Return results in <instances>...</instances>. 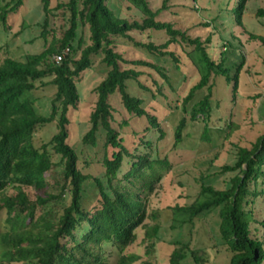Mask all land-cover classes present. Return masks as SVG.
<instances>
[{
  "label": "trees",
  "instance_id": "obj_1",
  "mask_svg": "<svg viewBox=\"0 0 264 264\" xmlns=\"http://www.w3.org/2000/svg\"><path fill=\"white\" fill-rule=\"evenodd\" d=\"M38 1L43 12L44 39L51 14L61 12L66 25L61 36L52 37L41 52L27 55L25 61L5 58L0 63V216H4L0 227V264H111L105 245L117 251L116 264H130L132 259L122 253L136 239V229L145 227L147 199L162 178L159 171L168 168V160L150 159L139 147L135 151L126 147L121 128L112 125L110 98L118 95L126 112L146 118L149 127L145 132L156 129L161 138L164 133L159 121L143 108L141 98L128 92L127 83L134 81L144 88L138 81L141 72L137 68L152 70L166 82L169 79L154 62L125 59L115 50V39L124 38L156 58L170 57L177 69L179 60L168 48L181 47L198 75L197 82L182 99V108L196 92L206 89V94L191 107L192 120L198 115L205 119L211 113L212 80L223 79L235 92L239 67L230 76L224 59L216 62L208 53L210 34L204 40L190 38L173 24L156 20L158 10L153 11L147 0H125L141 13V19L133 21L119 17L108 0H67L54 8L49 0ZM246 2L235 0V6L229 10L238 24ZM22 4L23 0H11L0 6V25L6 27L8 15ZM79 27L87 28L89 43L85 44L81 34L77 36ZM150 30L163 33L165 41L138 42L130 35ZM251 37L264 45L262 37ZM65 48L69 52L59 63L51 60ZM97 57L108 70L93 89L95 103L81 144L96 147L102 136L100 177L83 171L76 150L67 143V112L77 107L80 98L77 82ZM46 78H50L55 92L45 116L35 110L31 92L37 82L44 85ZM52 122L55 133L48 141L37 143L36 131ZM124 125L127 122L120 127ZM184 126L182 118L174 131L175 145L181 142ZM139 143L148 150L151 147L145 137ZM221 171H236L230 186L218 190L201 184L191 203L170 208L172 227L193 225L218 210V231L230 253L229 264H264V133L251 147H238L235 162L222 166ZM26 188L32 190V195L27 194ZM156 232V226L146 229L144 239L148 247H153ZM189 256L196 264L203 261L199 251L182 245L173 250L169 264H180Z\"/></svg>",
  "mask_w": 264,
  "mask_h": 264
},
{
  "label": "rangeland",
  "instance_id": "obj_2",
  "mask_svg": "<svg viewBox=\"0 0 264 264\" xmlns=\"http://www.w3.org/2000/svg\"><path fill=\"white\" fill-rule=\"evenodd\" d=\"M10 1L0 0V6ZM49 1L50 7L54 8L67 0ZM147 1L153 11L158 10L156 20L173 24L174 28L185 31L190 38L204 40L210 34L208 53L216 62L224 59L230 76L239 69L235 92L223 79L212 80V111L205 119L198 115L192 120L191 107L206 94V89L196 92L190 103L182 108V99L197 82L198 75L181 47L171 45L168 48L179 60L177 69L170 57L156 58L124 38L115 39V50L125 59L154 62L162 67L169 79L166 82L152 70L137 68L141 72L138 81L144 88L138 87L134 81L127 83L128 92L141 98L143 108L159 121L164 133L161 138L156 129L145 132L149 127L146 118H136L126 112L118 95L110 98L112 125L121 128L126 147L130 151L139 147V151L148 153L150 159L168 160V168L159 171L162 178L147 199L145 227L136 229V239L122 254L132 259L130 264H169L173 250L186 245L188 250L199 251L203 256L200 264H229L230 253L222 244L218 231V210L195 221L193 225L173 228L170 208L191 203L201 184L218 190L227 189L236 171L224 172L221 167L232 165L236 160L237 148L251 147L257 137L264 133V45L258 38L251 37L264 39V14H260V11L264 13V0H247L241 24L229 12L235 6V0ZM108 4L123 19H141L139 10L125 0H108ZM42 21L39 1L23 0L17 11L8 15L6 27L0 25V63L5 58L25 61L27 55L41 52L49 46L52 37L61 36L62 28L66 25L61 12L51 14L44 39L41 36ZM80 34L85 44L89 43L87 28L79 27L77 36ZM130 35L144 43L152 41L161 44L166 39L163 33L152 30L132 32ZM107 70L100 57L94 58L91 68L84 71L77 82L79 103L75 109L70 108L67 112V143L76 150L79 166L94 177H100L103 172L99 163L103 155L102 136L96 147L82 145L81 138L89 129V114L95 103L93 89L105 77ZM49 81L50 78L44 79V85L37 82L36 89L31 92L35 110L45 116L49 114L55 92ZM182 118L185 119V126L181 132V142L175 145L174 131ZM123 122H127V125L120 127ZM55 131V122L49 123L36 131L34 139L37 143L48 141ZM142 137L151 142L149 150L140 145L139 139ZM55 171L58 178L59 167ZM25 191L32 195L31 189L26 188ZM3 217L0 216V227ZM153 226L157 227L154 245L148 247V241L144 239L145 231ZM104 250L107 260L116 264L117 251L110 245H105ZM180 264L196 263L189 256Z\"/></svg>",
  "mask_w": 264,
  "mask_h": 264
},
{
  "label": "built area",
  "instance_id": "obj_3",
  "mask_svg": "<svg viewBox=\"0 0 264 264\" xmlns=\"http://www.w3.org/2000/svg\"><path fill=\"white\" fill-rule=\"evenodd\" d=\"M69 52L68 48L63 49V51L60 54H56L54 55L52 58L56 63H59L62 58L64 57L65 54H67Z\"/></svg>",
  "mask_w": 264,
  "mask_h": 264
}]
</instances>
